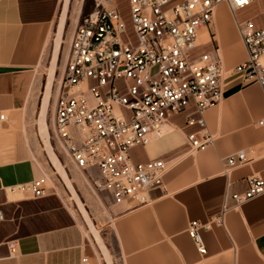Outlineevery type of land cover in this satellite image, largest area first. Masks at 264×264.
<instances>
[{
  "label": "crops",
  "instance_id": "crops-1",
  "mask_svg": "<svg viewBox=\"0 0 264 264\" xmlns=\"http://www.w3.org/2000/svg\"><path fill=\"white\" fill-rule=\"evenodd\" d=\"M67 4L62 38L65 32L72 34L78 20L69 22ZM259 4L255 0L244 9ZM63 5L64 0H0V111L7 117L0 129L3 221L1 205L21 199L9 194H22L9 188L39 176L25 122L39 68L53 49ZM236 13L234 17L219 4L210 26L198 35L206 51L215 43L224 69L222 99L202 113L205 126L186 125L187 119L197 118L189 108L169 119L162 137L150 135L147 145L130 151L134 162L166 163L162 187L150 192L152 202L134 207L115 204L107 196L110 201L97 223L112 239L107 248L111 264H264V193L222 213L225 202L231 204V194L246 191L249 177L264 181V126L257 125L264 117V96L257 84H243L240 74L232 72L246 58L236 21L251 19L255 28L263 27L264 21L256 20L258 14L239 18ZM192 133L198 140L207 139L203 148L190 149L187 135ZM239 152L246 161L225 173V160ZM221 215V223L199 231L205 249L199 253L187 234L189 222ZM42 217L33 219L41 228L12 239L14 258L8 257L6 246L14 224H0V264H81L83 257L89 264H107L101 251L96 261L94 241L72 217L62 213L55 226L53 216ZM18 225L25 228L26 220Z\"/></svg>",
  "mask_w": 264,
  "mask_h": 264
},
{
  "label": "built area",
  "instance_id": "built-area-1",
  "mask_svg": "<svg viewBox=\"0 0 264 264\" xmlns=\"http://www.w3.org/2000/svg\"><path fill=\"white\" fill-rule=\"evenodd\" d=\"M88 1L91 10L77 20L69 39L53 107L54 137L94 191L106 193L115 204L148 205L150 192L162 187L166 163L134 162L130 151L147 145L150 135L162 137L169 119L186 109L197 115L187 119V126H205L202 113L222 99L224 69L217 50H199L206 45L198 40L199 32L210 26L219 4L235 17L255 0H126L133 40L118 0ZM236 28L246 58L232 72L240 74L243 84H257L264 96V26L255 28L246 19L236 21ZM6 123L0 111V129ZM257 125L264 126V117ZM187 141L190 149H201L207 139L198 140L192 133ZM245 161L243 152L228 157L224 172ZM48 181L42 173L9 191L39 199L46 195ZM261 193L264 181L249 177L246 191L231 194V204L225 202L222 213ZM221 221L222 215L189 222L187 234L199 253H205L199 231ZM6 246L8 257L14 258L16 241ZM93 255L96 261L100 258L98 247ZM81 264H89L88 258H81Z\"/></svg>",
  "mask_w": 264,
  "mask_h": 264
},
{
  "label": "rangeland",
  "instance_id": "rangeland-1",
  "mask_svg": "<svg viewBox=\"0 0 264 264\" xmlns=\"http://www.w3.org/2000/svg\"><path fill=\"white\" fill-rule=\"evenodd\" d=\"M70 5V17L69 22L76 21V18L79 19L86 15L91 10L90 1L88 0H68ZM259 1V5H252L244 10L238 11L236 14L239 18H245L258 14L256 17L257 21H264V11L258 13L261 10H264V0ZM119 8L121 15L126 24V30L129 37L133 40L134 36L131 29L130 18L128 14V5L126 0H118ZM227 10V6L224 3H221ZM172 4L167 5L164 9H168ZM79 11V12H78ZM78 13V14H77ZM77 14V17H76ZM71 20V21H70ZM71 34L65 32L61 40V44L58 49V57L56 61V66L54 70V77L50 86V92L47 105V114L45 118L46 130L48 134V142L51 147V151L57 157L59 163L63 169L67 172L69 179L72 182L73 189L82 204L84 212L88 216L89 220L94 226V229L97 232V235H94L90 227L88 226L87 221L81 211H79L78 206L74 202L71 194L64 186L63 182L58 177L56 171L52 167L47 152L44 148L43 139L40 136L38 128V116L40 112L41 102L45 91V84L48 78L49 68L51 66V57L53 49H49L46 53L45 58L39 68V72L36 78V86L31 96L29 104V114L27 115V120L25 122L28 142L33 153V163L38 169L39 175L46 173L49 177L47 183L46 195L39 199H33L28 192H20L22 194L11 196L9 198H21L20 200H15L14 202L5 203L1 205L5 209V220L0 222L9 223L13 225L14 231L8 237L7 240H12L17 238L20 233H25L30 229H39L41 228L38 223H34L33 219L37 217L38 214L43 215L42 218L47 217V215L53 216V226L60 223V217L62 213L67 214L72 219L85 230V232L96 240L98 236L101 244L106 248L105 260L107 264H111V260L107 251V248L112 244V239L109 235V232L101 230L102 225L97 223V217L103 214V208L109 203L110 199L107 198V194L104 192L98 193L93 190V187L88 181L87 176L84 172L76 169L70 161L67 159L64 151L59 147L55 137L53 129V107L58 94V86L64 69V64L66 56L68 53V43ZM215 43L213 49L216 50ZM54 48V44H53ZM200 51H206L204 46L199 49ZM41 137V138H40ZM93 177H97L96 170L92 171ZM78 177V178H77ZM71 210V211H70ZM37 213L36 216H31ZM81 212V213H80ZM83 215V216H82ZM40 216V215H39ZM26 220V226H19L18 223H22ZM29 220L30 222H27ZM58 220V221H57ZM35 225V227H27V225ZM41 224V223H39ZM97 247V245H96ZM99 249L100 247L98 245ZM111 248V247H110ZM110 252H112L110 250ZM103 253V252H102ZM107 256V257H106Z\"/></svg>",
  "mask_w": 264,
  "mask_h": 264
},
{
  "label": "bare ground",
  "instance_id": "bare-ground-1",
  "mask_svg": "<svg viewBox=\"0 0 264 264\" xmlns=\"http://www.w3.org/2000/svg\"><path fill=\"white\" fill-rule=\"evenodd\" d=\"M67 3H68V0H64L62 14H61L60 21H59V30H58V33L56 34L55 39H54V48H53L52 57H51V63L52 64H51V66L49 68L48 78H47V81H46V84H45V91H44V95H43L42 102H41L40 112H39V116H38V128H39L40 136L43 139L44 148H45V150L47 152V156H48V159H49L52 167L56 171L58 177L63 182V184L66 187V189L71 194L74 202L78 206L79 211H81L83 213V215L85 217V220L87 221L88 226L92 230L93 234L97 235V232L94 229L93 224L91 223V221L89 220L88 216L86 215V212H84V210H83L82 204L79 201V199H78V197H77V195H76V193H75V191L73 189L71 180L69 179V176H68L67 172L63 169V167L59 163V161H58L57 157L55 156V154L51 151V147H50L49 142H48V134H47L46 124H45V118H46V114H47L46 102L48 100V96H49V92H50V86H51V83H52V80H53V77H54V70H55L56 61H57V57H58V49H59V46L61 44L60 42L62 40L61 29H62V26L64 24V17H65L67 5H68ZM77 14H76V17H77ZM96 243L100 247H102V252H103V254L106 255V248L101 244L98 236L96 237ZM100 250H101V248H100ZM104 256H103V258H104Z\"/></svg>",
  "mask_w": 264,
  "mask_h": 264
},
{
  "label": "water",
  "instance_id": "water-1",
  "mask_svg": "<svg viewBox=\"0 0 264 264\" xmlns=\"http://www.w3.org/2000/svg\"><path fill=\"white\" fill-rule=\"evenodd\" d=\"M93 237V236H92ZM93 239H94V237H93ZM94 241H95V243H96V240L94 239ZM96 245H97V247H98V244L96 243ZM98 249H99V247H98ZM99 251H101L100 249H99ZM102 252V251H101ZM102 254V253H101Z\"/></svg>",
  "mask_w": 264,
  "mask_h": 264
}]
</instances>
